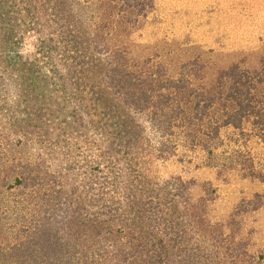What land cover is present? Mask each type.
<instances>
[{
    "label": "rangeland",
    "instance_id": "obj_1",
    "mask_svg": "<svg viewBox=\"0 0 264 264\" xmlns=\"http://www.w3.org/2000/svg\"><path fill=\"white\" fill-rule=\"evenodd\" d=\"M89 1L98 3L92 8L106 24L108 47L139 76L136 95L145 111L172 103L176 89L169 85L178 80L193 84L187 93L219 80L227 89L235 81L220 77L237 66L261 81L249 97L256 112L236 101V113L223 119L218 113L173 123L175 155L154 158L150 169L158 178L181 177L191 205L182 215V238L159 236L153 242L161 248L146 251L138 236L55 205L46 188L29 180L25 146L27 155L35 150L23 126L36 116L15 108L19 98L0 59V264H264V0ZM22 42L20 54L34 57L36 37L26 34ZM50 159L51 170L58 169L56 153ZM139 231L150 236L147 226Z\"/></svg>",
    "mask_w": 264,
    "mask_h": 264
},
{
    "label": "trees",
    "instance_id": "obj_2",
    "mask_svg": "<svg viewBox=\"0 0 264 264\" xmlns=\"http://www.w3.org/2000/svg\"><path fill=\"white\" fill-rule=\"evenodd\" d=\"M96 4L0 0V59L19 98L14 106L26 118L36 116L34 125L23 126L31 129L25 140L35 150L27 155L24 144L26 169L55 205L86 211L132 240L138 236L143 250L156 251L161 247L153 239L182 238L184 212L191 205L181 177L158 178L150 169L154 158L175 155L169 139L173 123L216 119L218 113L223 119L236 113V101L239 109L254 114L249 97L255 81L257 87L261 81L237 66L220 77L235 81L227 89L219 80L187 93L193 84L178 80L169 85L176 89L172 103L152 104L145 111L136 95L140 78L127 72L123 53L108 47L106 24L92 8ZM26 34L36 37L34 57L20 54ZM50 152L56 153V170H51ZM146 226L150 236L136 234Z\"/></svg>",
    "mask_w": 264,
    "mask_h": 264
}]
</instances>
